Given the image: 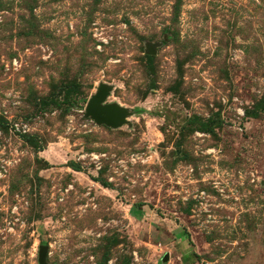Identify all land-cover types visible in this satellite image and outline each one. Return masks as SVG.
<instances>
[{
    "label": "rangeland",
    "instance_id": "1",
    "mask_svg": "<svg viewBox=\"0 0 264 264\" xmlns=\"http://www.w3.org/2000/svg\"><path fill=\"white\" fill-rule=\"evenodd\" d=\"M263 100L264 0H0V264H264Z\"/></svg>",
    "mask_w": 264,
    "mask_h": 264
},
{
    "label": "water",
    "instance_id": "2",
    "mask_svg": "<svg viewBox=\"0 0 264 264\" xmlns=\"http://www.w3.org/2000/svg\"><path fill=\"white\" fill-rule=\"evenodd\" d=\"M150 54H155L154 48H150ZM109 88L105 85L100 86L90 97L86 105L85 115L90 117L98 125H107L117 128L126 123L127 110L117 104H106V98L109 94ZM48 246L43 245L40 248V263L44 264L47 255Z\"/></svg>",
    "mask_w": 264,
    "mask_h": 264
},
{
    "label": "trees",
    "instance_id": "3",
    "mask_svg": "<svg viewBox=\"0 0 264 264\" xmlns=\"http://www.w3.org/2000/svg\"><path fill=\"white\" fill-rule=\"evenodd\" d=\"M150 58H152V56H149ZM261 109H264V100H263V102H262V106H261ZM257 111L256 110H252V111H249L248 112V116H252V117H256L257 116ZM70 166H72V164H70ZM96 180V179H95ZM96 181H98V182H101L100 180H96ZM104 186H107L104 182H101ZM135 210V209H134ZM134 214L136 215V216H139V212H137V211H134ZM186 233V232H185ZM187 234V233H186Z\"/></svg>",
    "mask_w": 264,
    "mask_h": 264
}]
</instances>
